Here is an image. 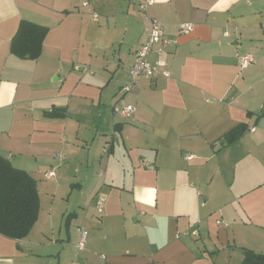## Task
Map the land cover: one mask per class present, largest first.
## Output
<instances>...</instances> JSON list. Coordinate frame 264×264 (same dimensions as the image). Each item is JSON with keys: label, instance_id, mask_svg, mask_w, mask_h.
<instances>
[{"label": "crops", "instance_id": "1", "mask_svg": "<svg viewBox=\"0 0 264 264\" xmlns=\"http://www.w3.org/2000/svg\"><path fill=\"white\" fill-rule=\"evenodd\" d=\"M146 1L175 41L161 57L169 76L140 77L122 96ZM21 21L47 29L37 59L11 52ZM244 54L254 62L240 69ZM124 103L130 119L113 110ZM0 155L39 197L26 237L0 235V264L264 255V0H0Z\"/></svg>", "mask_w": 264, "mask_h": 264}, {"label": "trees", "instance_id": "2", "mask_svg": "<svg viewBox=\"0 0 264 264\" xmlns=\"http://www.w3.org/2000/svg\"><path fill=\"white\" fill-rule=\"evenodd\" d=\"M46 34V28L21 21L11 40L12 54L21 59H37ZM63 115L62 112L48 114ZM246 130L245 124H239L226 133L223 140L226 144H231L240 139ZM38 212L36 182L29 174L14 168L0 155V235L13 240L26 237L37 221ZM243 256L241 264H264V255L245 250Z\"/></svg>", "mask_w": 264, "mask_h": 264}, {"label": "built area", "instance_id": "3", "mask_svg": "<svg viewBox=\"0 0 264 264\" xmlns=\"http://www.w3.org/2000/svg\"><path fill=\"white\" fill-rule=\"evenodd\" d=\"M152 4L151 1H146L144 4L139 6V11L141 13L142 19L146 22V27L143 30L144 41L133 53V60L129 68V80L128 83L120 89V94L123 96L128 93L136 84L140 77H145L147 79L153 80L157 77H168L169 72L165 70L166 64L161 59L165 50L173 46L175 41L172 39H167L165 37L164 29L156 20L149 17L147 10ZM83 6H88V1L82 3ZM192 25L183 24L179 26V32L186 34L190 32ZM151 54H155L159 57L154 64L149 62L148 57ZM254 62L250 54H244L239 57V68L246 69ZM114 112L124 119H130L135 113V107L129 104H122L121 106H114ZM107 149V146H106ZM190 159V156L186 157ZM54 173H47V177H53ZM96 210L98 213L102 212V200H97ZM80 238L77 243V249L81 250L84 246L86 233L82 229L77 230Z\"/></svg>", "mask_w": 264, "mask_h": 264}, {"label": "rangeland", "instance_id": "4", "mask_svg": "<svg viewBox=\"0 0 264 264\" xmlns=\"http://www.w3.org/2000/svg\"><path fill=\"white\" fill-rule=\"evenodd\" d=\"M124 104H126V103H124ZM121 106V105H120ZM72 211V210H71ZM62 228H63V226H62Z\"/></svg>", "mask_w": 264, "mask_h": 264}]
</instances>
